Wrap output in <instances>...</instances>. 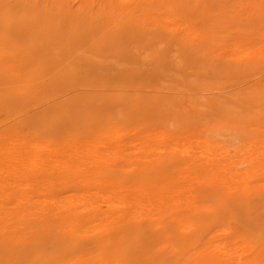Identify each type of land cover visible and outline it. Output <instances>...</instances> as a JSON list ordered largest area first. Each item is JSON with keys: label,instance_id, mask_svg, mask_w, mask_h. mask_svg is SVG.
<instances>
[{"label": "bare ground", "instance_id": "obj_1", "mask_svg": "<svg viewBox=\"0 0 264 264\" xmlns=\"http://www.w3.org/2000/svg\"><path fill=\"white\" fill-rule=\"evenodd\" d=\"M0 264H264V0H0Z\"/></svg>", "mask_w": 264, "mask_h": 264}]
</instances>
